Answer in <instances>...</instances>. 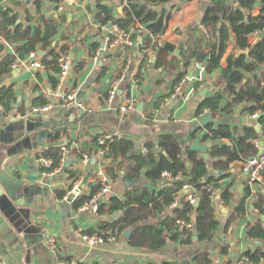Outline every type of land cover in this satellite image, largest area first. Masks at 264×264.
I'll return each instance as SVG.
<instances>
[{
	"label": "crops",
	"instance_id": "crops-1",
	"mask_svg": "<svg viewBox=\"0 0 264 264\" xmlns=\"http://www.w3.org/2000/svg\"><path fill=\"white\" fill-rule=\"evenodd\" d=\"M35 2L36 0H0V13L10 10V15L17 14L16 23L11 27L13 30L19 24L38 28L41 27V20L40 15L36 13ZM97 3L96 0H73L68 2L62 12H58L53 1L45 0L41 7L42 14L47 17L59 16L60 28L52 46L59 52L64 48L71 59V69L65 79L60 78V72L48 69L42 64L43 57L49 51L41 46L34 56L30 55L18 61L10 72L0 75V88L12 87L16 96L12 110L8 113H5L0 105V111H3L0 120L9 119L14 113L20 119L36 113L34 108L50 106L48 111L38 113H42L45 119L51 122L52 134L42 146L33 150L31 155L20 154L11 159L12 162L7 168L12 176L20 180L39 183L41 186L48 185L57 204V207L47 206L34 212V222L44 227L45 237L42 247H34L30 262L26 259V252H20L0 238V263L58 264L59 258L64 261H76L79 264H162L164 261L181 264H237L247 251H264V237L250 234V229L256 224L264 228V187L256 190L250 187L252 194H246L249 185L243 172V161L236 159L227 163L225 155L212 156V147L209 149L210 160L207 161L208 174L203 177L207 180L213 176L220 184L214 202L215 218L219 227L211 240L195 239L197 234L195 228L192 240H188L187 234H183L180 240L168 237L164 249L160 251L136 247L123 235L98 246H90L82 239L81 234L95 230L103 221L122 214L121 211L111 214H102L98 211V207L110 198L125 200L126 193L137 186L160 190L170 183L165 177L153 181L148 177L146 167L141 170L138 179H129L126 167L128 168L132 162L125 159V167L118 171L117 177L110 178L109 192L98 191L92 201L75 210L74 199L72 202L67 201L64 199L65 195L73 189H78L79 195L90 193L92 186L100 181L99 171L106 172L107 166L114 163L112 158L99 152L94 137L105 132L120 134L123 139L135 143L132 153L136 155L147 152L148 143L153 142L157 152L166 155V151H162L158 142L161 136L171 135L181 144L184 158H187L190 147L181 141L188 136L192 138L194 135L204 142H213V145L225 144L240 150L237 138L247 136L246 128H254L258 138L252 140L249 136L246 137L242 144L244 148L241 150L242 154L247 149L245 144L251 141L259 153L260 147L257 143L264 141L262 125L258 120L260 114L246 111L247 102L237 105L231 113L223 111L225 100L222 101V107L215 112L209 109L200 111V105L206 98L224 91L226 83L222 71L230 72L235 69V62L243 53L248 55L244 65L250 67L253 64L249 56L250 49L238 47L235 35L232 34L220 66L214 71H209L207 60L197 55L188 58L189 64L186 65L190 51L200 55L208 54L220 38L223 21L216 29L202 23L210 0H172L151 5V11L157 14L158 20L165 17L166 29L163 33L154 35L147 24L136 22L127 31L132 34L133 46L112 45L113 40L118 37L116 29L122 28L116 22H110L113 25V29L110 30L107 28L109 23L103 24L98 20ZM101 3L111 9L114 19H119L125 14L124 8L127 6L125 2L101 0ZM261 3V0H258L252 11L253 15L261 12ZM28 14L33 16L30 21L27 19ZM64 15L66 20L62 19ZM153 23L154 20L149 22ZM102 35H106L104 49L101 47ZM263 37L264 31H257L249 37V43L255 45ZM23 42L25 40H19L17 45ZM137 43H140L139 46ZM0 44L3 46L0 51L2 61L8 54L14 53L16 44L6 40L3 35H0ZM168 45L173 48L167 50L160 58V48ZM145 58L147 61L139 79L138 73ZM36 61L42 64L37 71L32 67ZM182 72L183 78L179 79ZM191 72L194 74L189 78ZM123 73L137 79L136 83H132L129 76L121 87L123 92L125 90L127 94L138 98L136 110L127 114L119 111L117 102L108 100V91L112 83ZM263 73L264 63H260L255 71H247L246 76L252 78ZM52 78L57 80L56 83L51 80ZM178 87L180 90H177ZM64 92L77 94V101L71 107H64L59 98ZM140 104L143 106L138 110ZM208 112L213 114L210 123L215 127L228 125L235 139L224 137L216 141H205L207 126L210 123L200 128L196 134L192 133L191 128L198 116ZM56 134L58 138L54 145L59 147L67 143L73 148V152L67 160L70 162L68 165L67 161L62 165L60 160L56 169L49 171V167L42 162V156H38V152L49 148L52 135ZM138 141L140 147L137 145ZM85 154L90 156L89 164L82 161ZM198 156L201 157L200 153ZM123 160L119 156L117 162L122 165ZM187 165L191 166L189 160ZM58 168L61 170L55 172ZM69 171L78 172L79 176H70ZM227 189L231 191L232 199L225 203L221 199V193ZM219 190L220 198L217 197ZM185 193L186 190L182 189L176 200L163 212L143 220L140 224L158 226L173 214ZM179 221L176 220L175 224L183 228ZM47 235L53 236L56 240L57 259L47 245ZM204 254L208 262L202 263L195 259L196 256ZM246 262L245 260L242 264ZM251 264H264V258Z\"/></svg>",
	"mask_w": 264,
	"mask_h": 264
},
{
	"label": "trees",
	"instance_id": "trees-1",
	"mask_svg": "<svg viewBox=\"0 0 264 264\" xmlns=\"http://www.w3.org/2000/svg\"><path fill=\"white\" fill-rule=\"evenodd\" d=\"M51 1L56 4L55 8L58 9V5L60 4L58 1L60 0ZM169 1L172 0H128L127 6L124 8L125 14L120 16L119 19H114L111 9L105 4H102L101 0H96L98 2L97 19L103 24L116 22L125 31H129L136 22L145 23L148 25L152 34L157 35L163 33L166 29V24L164 23L165 17H161L158 20L157 14H154L150 7L153 4ZM44 2L45 0H36L35 2L37 5L36 13L38 16L40 15L41 20V27L38 28H33L30 25L25 27L23 24H19L13 30L11 27L16 23L17 14L10 15V10H5L0 13V35H3L6 40L16 44L14 53L8 54L0 61V75L10 72L15 63L26 59L32 53H36L40 46L49 51L43 57L42 64L48 69L52 68L55 72L61 71L59 58L62 55H68V53L64 48L59 52L52 46L54 37L60 28L59 16L47 17L45 14H42L41 7ZM257 2L258 0H210V5L202 23L205 26L216 29L218 24L223 21L220 28V38L208 54L200 55L195 51H190L189 56L186 58V65L189 64L191 56L197 55L207 60V69L209 71H214L220 66V61L228 46L227 42L231 35L234 34L238 47L250 49L249 56L252 58L253 64L250 67L244 65V61L248 55L243 53L235 62V69L230 72L222 71V77L226 83L224 91L213 97L206 98L200 105V111L209 109L215 112L222 107V101L225 100L226 103L223 111L231 113L237 105L247 102L248 106L245 109L246 111H249L251 114L256 112L260 114L258 120L262 125L264 137V73L261 76L254 75L252 78L246 76L247 71H255L258 64L264 63V37L255 45L249 43V37L251 35L257 31H264V0H261V12L258 15L252 14ZM32 17L31 14H28L27 19L30 21ZM62 19L66 20V16L64 15ZM152 20H154V23L149 24ZM19 40H25V42L17 45ZM172 48L173 46L171 45L167 47L162 46L159 53L160 58L167 50ZM2 49L3 46L0 44V51ZM146 61L145 58L141 64L140 72L138 73L139 79ZM183 75L184 72L180 73L179 79H182ZM51 80L54 83L57 81L55 78ZM15 99L16 96L12 87L3 86L0 88V105L5 113L12 110ZM254 132V128H246L247 136L237 138L236 141L240 146L239 148H241L240 150L225 144H214L211 150L212 156L225 155L227 156V163L236 159H241L242 161L247 160L249 157L257 154L258 150L251 141L245 144L247 149L242 154L241 150L244 149L242 144L248 136L252 140L258 138V135ZM100 136L94 137L95 144L98 146ZM224 137L235 139L234 133L228 125L215 127L213 123H210L207 126V133L204 137L205 141H216ZM57 138L58 134L52 135V139L48 145L50 147L41 149L38 152V156L52 158L54 160V164L52 167H49V171L55 170L61 160L60 146L57 147L54 145ZM158 143L162 151H166V155L160 151L157 152L153 142L148 143L147 152H142L137 155L132 153L135 148L133 141L116 139L110 144V149L106 153V157L112 158L114 162L112 166H107L106 169V174L110 178L117 177L118 171L125 167L124 162L127 159L132 162L128 168L126 167L128 172L127 176L131 180L138 179L144 167L148 169L147 175L153 181L162 179V173L165 171L171 172L174 179L170 180V183L160 190H150L146 187L137 186L126 193L125 200L117 197L110 198L106 203L98 207V211L102 214L121 211L122 214L111 220L103 221L98 228L86 231L84 234L106 236L110 232L115 237H121L125 229L136 224L137 228L129 238L130 243L139 248L160 251L164 249L168 237L172 240H180L183 234H187L188 240H192L194 229L187 228L184 225L182 228L175 224L176 220H185L194 222V227L200 241L211 240L213 238L214 233L219 227V223L215 218V197H211L208 187H211L215 191L218 190L220 188L219 180L213 176L204 180L203 177L208 174L207 161L198 156L199 152L191 149H188L187 158H184L182 155V146L173 136L163 135L160 137ZM119 156L124 159L121 161L123 163L122 165L117 162ZM188 160L191 162V166L187 165ZM69 173L70 176H79L77 175L78 172L69 171ZM185 185L197 188L198 192L196 193V197L199 200L198 206L187 200L189 193L186 191L185 197L181 200L179 206L173 210V214L165 218L158 226L140 224L143 220L163 212L170 206L176 200L177 194L184 189ZM102 187V182L98 181L92 186L90 193L80 194L73 200V208L78 210L85 203L92 201L95 194L102 190ZM246 194H252L250 186L247 187ZM221 199L225 203H228L232 199L231 191L229 189L224 190L221 193ZM250 234L264 237V228L260 224H256L250 229ZM262 258H264V251L256 250L247 251L240 259H247L246 264H251L259 262ZM195 259L202 263L209 261L205 254L198 255ZM65 261L70 262V260ZM162 264L181 263L164 261Z\"/></svg>",
	"mask_w": 264,
	"mask_h": 264
},
{
	"label": "water",
	"instance_id": "water-1",
	"mask_svg": "<svg viewBox=\"0 0 264 264\" xmlns=\"http://www.w3.org/2000/svg\"><path fill=\"white\" fill-rule=\"evenodd\" d=\"M70 1L73 2V0ZM107 28L112 30V23H109ZM101 40V47L104 49L106 35H102ZM139 44L137 43L138 46ZM193 74L194 72H191L189 78H192ZM119 93L122 94L123 90L120 89ZM142 106L143 104H140L138 110H141ZM0 114H3L2 110ZM212 116L211 112L198 116L191 132L196 134L200 128L206 127L212 121ZM0 121V238L20 252H26V259L30 262L34 247H42L45 237L44 227L34 222V212L47 206L57 207V204L48 185L41 186L39 183L20 180L10 174L7 165L11 164V159L14 157L20 154L31 155L33 150L42 146L52 134L51 122L38 112L20 119L14 113L9 119ZM193 136L185 137L181 143L199 152L202 158L209 161V149L213 146V142H204ZM137 145L140 147L139 141ZM260 145H263V141ZM261 150L260 148L259 153ZM69 163L67 161L66 165ZM220 193L219 190L218 198ZM198 204L197 199L195 205L198 206ZM136 228V224L129 226L123 231V236L129 239ZM195 239H198L197 234Z\"/></svg>",
	"mask_w": 264,
	"mask_h": 264
},
{
	"label": "built area",
	"instance_id": "built-area-1",
	"mask_svg": "<svg viewBox=\"0 0 264 264\" xmlns=\"http://www.w3.org/2000/svg\"><path fill=\"white\" fill-rule=\"evenodd\" d=\"M70 0H61L60 4L58 5V12H62L65 6L68 4ZM119 2H125L127 3L128 0H119ZM117 33V39L113 40L112 45H120V44H126L129 46L134 45V40L132 38V34L130 32H127L123 29L117 28L116 29ZM35 53H32L31 56H34ZM59 63L61 67L60 71V78L65 79L71 69V59L68 55H62L59 58ZM32 67L34 68L35 71H37L39 68L42 67V64L38 61L34 62L32 64ZM130 76V75H129ZM128 74L123 73L119 78L114 80L112 83V86L110 90L108 91V100L111 102H117L118 104V109L122 113H131L136 110V107L138 105V98L132 94H127V92H124L122 94L119 93V90L122 87V84L127 77L129 78ZM132 83H136L137 79L136 77H131L129 78ZM177 90H180L178 87ZM62 104L64 107H71L76 101H77V94L76 92H64L61 93L59 96ZM50 106H45L43 108H34V112H41V111H48ZM257 114H255V117ZM116 139H123V136L120 134L116 133H111V132H105L101 134L99 137V152L101 154H106L108 150L110 149V144L114 142ZM257 145L262 149L260 153H257L251 157H249L247 160L243 161V172L247 176V183L248 185L253 189L256 190L258 188L264 187V141L263 145L261 146L259 143ZM73 148L67 143H63L60 145V158L62 165L68 160L69 156L72 154ZM42 162L46 164L48 167H52L54 164V160L52 158H47V157H42L41 158ZM83 163L89 164L90 163V156L85 154L82 158ZM61 168H58L55 172H59ZM99 177L100 181L102 182V190L101 193H107L110 190V177L106 174L104 170L99 171ZM162 176L169 179L173 180L174 176L172 175L171 172L165 171L162 173ZM184 189L189 193L187 196V200H189L191 203H195L197 200L196 193L198 192L196 187H192L189 185H185ZM208 191L211 193V197L216 196V191L213 190L211 187H208ZM79 195L78 189H73L70 190L64 197L65 200L72 202L73 199H75ZM94 210H97V207H94ZM179 223L182 225L186 226L187 228L194 229L195 225L193 221H185V220H180ZM82 239L90 246H98L101 244H105L109 241L115 240V236H113L110 232L106 236H96V235H87V234H81ZM47 245L54 254V256L57 259L58 255V249L56 245V240L53 236L47 235ZM247 259H243L238 261L237 264H242L244 261ZM58 264H79L76 261H70L66 262L61 259H57Z\"/></svg>",
	"mask_w": 264,
	"mask_h": 264
}]
</instances>
